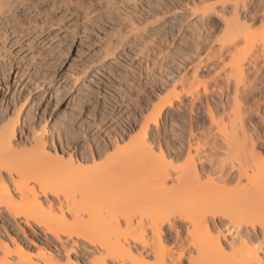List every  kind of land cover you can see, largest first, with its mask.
Wrapping results in <instances>:
<instances>
[{
	"label": "rangeland",
	"instance_id": "rangeland-1",
	"mask_svg": "<svg viewBox=\"0 0 264 264\" xmlns=\"http://www.w3.org/2000/svg\"><path fill=\"white\" fill-rule=\"evenodd\" d=\"M242 2L246 3L247 18L237 24L233 20V5ZM22 5L16 4L11 14L0 16V33L6 35V40L0 38V49L2 44L6 48V53L0 51L4 58L2 64L4 62L6 68L9 64L12 73L10 88L4 92L6 105L11 113L21 108L22 116L32 113L31 122L43 120L42 125L49 136L60 135L61 145L56 141L55 148L69 152L74 145L79 157L83 154L95 156L100 170L94 167L102 179L110 176L107 175L110 170L107 172L103 163L127 170L122 165L123 159L127 162L129 155L134 153L146 155L148 163L151 161L153 166L152 162L156 163L161 172L181 173L187 167L185 155L180 159H160L168 147L186 150L188 135L192 132L196 136L191 143L194 148H199L201 153L213 148V143L210 145L201 137L205 126H211L205 111V97L202 103L198 101L193 106L190 104L192 97L202 96L204 89L210 93L216 84L226 80L231 89L234 88L237 78L242 80L238 70L244 69L247 73L248 63L255 57L258 58L256 69L262 73L258 79L264 82L261 57L264 54V0H24ZM34 5L37 11L49 15L51 21L47 16L42 18L43 14L37 15ZM240 14L244 11L240 10ZM232 42H235L233 47ZM111 46L112 50L108 51ZM197 65H202L203 69L194 77L193 69ZM182 75L187 76L185 81H180ZM15 77L18 84H14ZM248 79L249 83L256 78L248 76ZM255 86L261 89L259 82ZM1 91L0 95L4 89ZM211 97L214 96H210L209 103L211 107L217 106L215 120L222 129V135L216 128L213 132L220 139L216 147L218 159L244 171L252 181L264 177V144H259V154L252 152V155L249 146L242 144L240 134L237 133L239 144L233 143V146L228 141L234 135L233 128L245 116V110L254 108L253 105L241 101L235 103L231 97ZM168 100H173V107L166 108L156 119L157 111ZM146 126L149 131L144 139L142 130ZM143 140L152 147L151 150L144 149ZM131 158L126 165L133 163ZM146 161L139 156L136 162L146 165ZM121 162L120 166H115ZM89 165L91 162L85 166ZM138 165L135 168L139 171ZM101 168L106 169L104 172L108 177L101 174ZM112 168L111 171L115 169ZM93 169H90L93 174L89 171L88 174L97 182L100 179L96 178ZM117 169L112 174H118L120 169ZM135 172L130 173L135 175ZM147 174L145 172L146 179ZM138 176L141 177L140 173ZM62 179L68 198H79L81 184H85L83 179ZM85 181L87 183L86 178ZM242 184L248 187L245 179ZM230 185L234 188L236 183L232 181ZM261 196L264 198V185ZM138 213L132 215L135 220L139 219L141 212ZM67 217L66 220L71 222V217L70 220ZM107 229L103 228L111 241L129 238L124 227ZM79 243L90 255L92 248L85 242ZM51 246V252H54V246L59 249L55 242ZM256 247H263L261 240ZM164 249L167 251L170 247ZM239 249L228 250L224 260L229 262L238 258ZM86 259L84 255H78L79 264H84ZM71 260H74L73 255ZM64 261L63 258L62 264Z\"/></svg>",
	"mask_w": 264,
	"mask_h": 264
},
{
	"label": "bare ground",
	"instance_id": "bare-ground-1",
	"mask_svg": "<svg viewBox=\"0 0 264 264\" xmlns=\"http://www.w3.org/2000/svg\"><path fill=\"white\" fill-rule=\"evenodd\" d=\"M23 2L24 0H0V16L11 14L16 4L23 7ZM245 5V2L233 5V20L237 24L247 18ZM32 7L37 15L43 14L36 10V5ZM240 10L244 11L243 15ZM44 16L47 15L43 14L41 17ZM47 17L49 19L50 16ZM42 22L45 21L42 19ZM0 36L6 40L5 33L1 32ZM234 45L235 42H232L231 46ZM1 50L6 53L4 44ZM1 54L0 92L2 89L4 91L0 95V264H62L63 258V264H79L78 255L87 258L84 264H150L151 260L155 264H264V198L261 196L264 177L252 181L244 171L218 159L216 147L220 139L213 132L216 128L222 135V129L215 120L217 106L213 104L211 107L209 103L210 96H214L219 99L231 97L235 103L241 101L253 105L254 108H246L245 116L239 120L240 128H233L234 135L227 140L233 145L241 137L242 144L249 146L251 150L249 154H259V144H264V131L259 132L264 130V104H261L264 103V82L258 79L262 73L256 69L257 57L248 63L250 69L247 73L244 69L238 70V76L241 75L242 80L238 81V77L232 86L234 88L231 89V84L226 80L216 84L210 93L208 89H204L202 96L192 97V106L198 101L202 103L205 97V111L209 117L208 125L211 126L207 125L209 128H206L204 125L201 137L202 141L213 143L210 151L201 153L199 148H194L191 143L196 136L190 132L186 150L168 147L160 155L161 160L166 157L180 159L185 155L187 167L181 173L161 172L156 163L152 162L155 166L150 164L151 161L148 163L149 159L144 157L146 155L134 153L129 155V158L132 157L131 161L134 160L133 163L130 161V165H126L129 158L127 162L123 159L124 164L121 162L115 165L127 167V170L117 167L122 175L116 167L105 166L103 163L107 170L104 169L107 172L110 170L107 175L118 178L117 181L108 177L101 168V174L105 173L103 176L108 177L105 181L98 176L100 172L95 156L83 154L79 157L74 145L69 152L55 148L56 141L61 145L60 135L49 136L42 125L43 120L31 122L32 113L22 116V108L11 113L4 94L10 88L11 66L8 64L6 68V64H2L4 58ZM261 57L264 60V54ZM202 69V65H197L193 69V76L197 77ZM182 76L180 81H185L187 76ZM248 76L256 79L248 83ZM258 82L261 89L255 86ZM16 83L18 84L17 77L14 78V84ZM14 95L15 92L12 100ZM172 107L173 100H168L157 111L156 119L162 116L166 108ZM142 131L143 138L146 139L148 127ZM237 133L240 134L239 138ZM143 141L144 149L151 150L152 147ZM225 145L224 147L228 144ZM139 156L141 160L147 159L146 165H138L136 161ZM89 162L91 165L87 169L85 165ZM135 164L139 166V171ZM90 167L94 168L92 172H96L95 176L99 181L92 180ZM110 168L117 169L118 174H112L115 169L111 171ZM133 170L137 171L136 176L133 175ZM145 172H148L147 179ZM139 173L144 177L143 180L138 176ZM127 175L129 179H136L128 180ZM62 177L83 179L82 183L84 181L85 184H81L79 192L82 194H79V198H68L65 186L61 184L64 182ZM109 178L112 182L108 181ZM244 179L248 187L242 184ZM232 181L236 183L234 188L229 187ZM168 182L173 185L167 186ZM121 183L126 184L127 189ZM134 212H141L138 220L133 218L137 214ZM67 216L71 217V222L66 220ZM122 227L129 234V238L123 241H111L103 230H118ZM258 240L262 241V248L256 247ZM81 241L92 248L89 250L90 255L85 248L82 250L79 246ZM53 242L58 244L59 249L54 246V252H51L49 247ZM166 246L170 247L167 251L164 249ZM236 247L240 248L238 258L225 261L227 251H234ZM72 255L74 260H71Z\"/></svg>",
	"mask_w": 264,
	"mask_h": 264
}]
</instances>
